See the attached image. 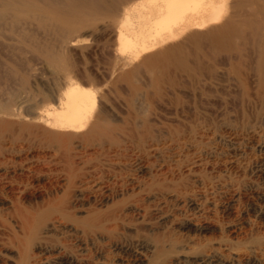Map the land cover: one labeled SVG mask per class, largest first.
<instances>
[{
  "label": "rangeland",
  "instance_id": "1",
  "mask_svg": "<svg viewBox=\"0 0 264 264\" xmlns=\"http://www.w3.org/2000/svg\"><path fill=\"white\" fill-rule=\"evenodd\" d=\"M88 1L0 0V105L22 108L33 122L29 114L58 106L67 82L88 81L116 128L94 144L74 141L67 153L19 124L3 132L7 115L0 113V264H18L25 252L30 261L39 256L31 233L74 248L78 223L88 220L103 231L90 233L88 247L122 264H264V88L256 46L240 40L236 57L202 51L197 60L188 55L187 70H150L119 53L120 17L111 28L93 20L60 41L53 22L64 24L72 4L91 12ZM107 1L127 8L142 0ZM49 52L67 70L52 65ZM156 74H165L158 89ZM64 155H73L75 173ZM58 201L65 213L52 209ZM106 238L130 251L116 252ZM56 254L41 263L53 264Z\"/></svg>",
  "mask_w": 264,
  "mask_h": 264
},
{
  "label": "bare ground",
  "instance_id": "2",
  "mask_svg": "<svg viewBox=\"0 0 264 264\" xmlns=\"http://www.w3.org/2000/svg\"><path fill=\"white\" fill-rule=\"evenodd\" d=\"M68 1L71 2L72 0ZM85 4L84 7L89 8L91 12H87L83 8L79 9L72 4V9L68 17L65 18L64 24L60 25L57 22H53L57 37H59L61 42L67 43L71 41L70 33L72 31L77 28L89 27L93 20H102L105 22L106 27L111 28L110 22H116V19L120 17L119 29L116 35L118 50L121 55L137 61L143 59L142 65L149 67L148 69L160 67V69L167 71L168 69L166 68L171 67L169 65H173V67L175 66L184 71L189 67V54H192V57L196 60L202 51L203 54L205 53L214 58L218 55L221 57L225 55L227 58H231L241 53L242 47L238 43L240 40L251 41L258 51L257 70L260 77V85L264 88V0H142L136 5L127 8H125L126 6L119 8L117 4L110 3L107 0L88 1ZM15 15L17 16V14ZM2 18L3 12H0V20ZM68 18H70L69 21L66 20ZM163 47L166 48L159 51ZM55 55L54 52L46 54L48 60L57 69L63 68V70H67V67H64L65 61L62 58H56ZM145 55L147 56L144 57ZM139 68H141V65ZM164 75L162 74L161 76ZM161 76L156 74V76L152 77L151 75L153 87L157 88L160 78L161 80L164 79ZM123 78L128 81L130 77L124 76ZM86 82L81 84L75 81L67 82L63 90V98H56L59 99L56 101V104L59 102L58 106L54 105L56 108H43L44 110H39L41 112L34 111V115L32 114L33 112H30L32 115L30 116L29 114V118L31 117L30 119L34 120L33 122L27 120L26 114H22V110L21 113L16 110L22 108L14 107L13 109L10 108L9 104V107L1 104L0 113L7 115L6 118L10 117L7 119L4 117L5 120L1 122L2 131H9L15 124H19L25 131H29L31 135L32 133L37 135L40 131L50 142L56 143L60 148L65 147V150H63L67 153H69L67 147L73 144L74 141L80 140L84 144L89 145L91 141L97 140V138L102 140L104 137L112 136L116 128L114 129L115 126L113 127L111 124L106 123L104 113L101 109L99 110L101 100L96 96L91 83ZM155 95H157L156 92ZM26 107L24 109H27ZM23 115L25 120H21ZM91 144L94 143L92 142ZM64 156L71 173H75L78 168L73 166V155ZM9 160L13 159L10 157ZM9 168L14 169L17 167L12 165ZM30 168L32 169V167ZM10 170L8 173L6 172L8 175L11 172ZM63 205L62 201H58L52 209L56 212L65 213L66 205ZM97 221L91 220L90 222L88 220L78 223L77 232L80 229L81 235L76 237L74 248L67 247V243V245L60 246L31 233L30 239L36 245L39 256L36 255L37 257L30 261L28 252L22 253V258L18 264H42L43 259L47 258L48 254L55 253V251L57 252L56 259L54 261L52 260L55 257L51 259L53 264H122L114 257L115 255L106 254L101 248H94V246L90 248L89 236L92 233L94 235H97L98 232L99 235L101 234L100 232L103 233V231L99 230L100 227L98 226L99 224L97 225ZM58 222L61 223L60 221ZM107 240L111 243L113 239L108 238ZM111 244L109 245L114 247L113 250L118 253L127 255L130 251L128 246L119 244V242ZM81 256H85L84 259ZM83 260L92 262L84 263L85 261L83 262Z\"/></svg>",
  "mask_w": 264,
  "mask_h": 264
}]
</instances>
